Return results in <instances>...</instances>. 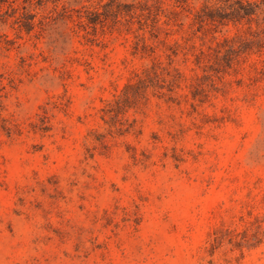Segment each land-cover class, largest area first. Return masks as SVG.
I'll return each mask as SVG.
<instances>
[{
	"label": "rangeland",
	"instance_id": "1",
	"mask_svg": "<svg viewBox=\"0 0 264 264\" xmlns=\"http://www.w3.org/2000/svg\"><path fill=\"white\" fill-rule=\"evenodd\" d=\"M32 1L0 28V264H264V48L227 57L250 36L202 1Z\"/></svg>",
	"mask_w": 264,
	"mask_h": 264
},
{
	"label": "trees",
	"instance_id": "2",
	"mask_svg": "<svg viewBox=\"0 0 264 264\" xmlns=\"http://www.w3.org/2000/svg\"><path fill=\"white\" fill-rule=\"evenodd\" d=\"M42 1L37 0L40 3ZM187 1L203 2L202 7L194 15V20L198 23L215 24L222 22V26L232 24L235 27L244 28L245 34L250 36L248 40L237 39L236 44L233 45L231 43L236 37H224V42L227 43L224 54L228 53L227 57L236 55L243 49L252 51L254 48L259 51L264 48V0H182L181 2L187 4ZM108 2L114 3L113 0ZM129 7L127 13H133L131 11L135 7L133 5H129ZM35 9L32 0H23L19 4H17V0H0V28L22 18L23 20L19 21V26L26 32L31 31L30 27L34 25L33 19L36 15ZM111 9L113 12L118 11L117 5L111 6ZM96 14L99 13L96 12ZM87 20L90 24H96V20L91 18H87ZM2 37L3 35L0 34V39ZM129 87L130 85L126 86L125 90Z\"/></svg>",
	"mask_w": 264,
	"mask_h": 264
}]
</instances>
